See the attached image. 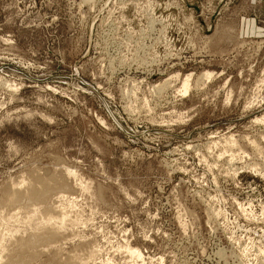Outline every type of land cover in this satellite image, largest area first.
<instances>
[{"label": "rangeland", "instance_id": "obj_1", "mask_svg": "<svg viewBox=\"0 0 264 264\" xmlns=\"http://www.w3.org/2000/svg\"><path fill=\"white\" fill-rule=\"evenodd\" d=\"M73 254L264 264V0H0V264Z\"/></svg>", "mask_w": 264, "mask_h": 264}, {"label": "bare ground", "instance_id": "obj_2", "mask_svg": "<svg viewBox=\"0 0 264 264\" xmlns=\"http://www.w3.org/2000/svg\"><path fill=\"white\" fill-rule=\"evenodd\" d=\"M211 76V72H207V73H205V74H203V77H204V79H208L209 80V77ZM188 78H190V77H186L185 78V80L183 81V85H182V88H183V93H186L187 92V90L189 89L188 87ZM211 78V77H210ZM201 79H202V77H201ZM21 187V186H20ZM17 190H19V189H17ZM63 212V211H62ZM131 249V248H130ZM131 253L132 254H135L136 255V257L137 258H139L140 257V253L138 252V250H136V249H132V251H131ZM263 253V252H262ZM71 258L72 259H74L75 260V262H79V264H81L80 262L82 261V258L79 256V255H76V254H73V255H71Z\"/></svg>", "mask_w": 264, "mask_h": 264}]
</instances>
